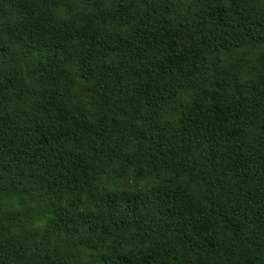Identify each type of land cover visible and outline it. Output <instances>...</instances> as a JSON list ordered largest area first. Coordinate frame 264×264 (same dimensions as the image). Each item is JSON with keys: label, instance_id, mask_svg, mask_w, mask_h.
I'll use <instances>...</instances> for the list:
<instances>
[{"label": "trees", "instance_id": "1", "mask_svg": "<svg viewBox=\"0 0 264 264\" xmlns=\"http://www.w3.org/2000/svg\"><path fill=\"white\" fill-rule=\"evenodd\" d=\"M0 264H264V0H0Z\"/></svg>", "mask_w": 264, "mask_h": 264}]
</instances>
